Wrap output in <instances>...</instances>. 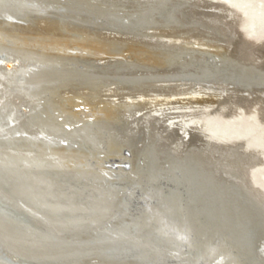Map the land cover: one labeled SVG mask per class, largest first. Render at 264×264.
Masks as SVG:
<instances>
[{
  "label": "bare ground",
  "instance_id": "1",
  "mask_svg": "<svg viewBox=\"0 0 264 264\" xmlns=\"http://www.w3.org/2000/svg\"><path fill=\"white\" fill-rule=\"evenodd\" d=\"M226 1L208 3L213 10L201 16L206 0H0V217L21 227L25 237L0 235V257L16 264H76L84 254L100 252L96 264H264L252 241L262 239L264 250V182L257 180L264 170V122L256 114L240 115L242 104L229 115L230 104L212 113H181L163 129L161 114L141 118L140 131L128 120L140 106L134 98L155 91L156 81H214L235 74L252 90V80L264 84L259 44L249 43L242 31L259 27L264 38V6ZM239 10L246 18L241 29L234 14ZM50 16L64 30L77 27L75 22L124 29L195 23L226 41L239 31V56L211 45L196 47L202 42L191 36L154 52L166 58L154 61L176 72L117 75L128 92L122 101H104L106 81L60 45L76 41L82 51L124 53L110 51L87 28L71 40L34 36L36 23ZM46 41L55 42L53 50L43 48ZM150 49L139 46L132 53ZM192 129L207 136L209 147L195 142L181 148ZM177 131L180 139L173 137ZM115 209L120 213L112 214ZM72 224L79 226L67 230ZM37 249L41 255L32 253Z\"/></svg>",
  "mask_w": 264,
  "mask_h": 264
},
{
  "label": "rangeland",
  "instance_id": "2",
  "mask_svg": "<svg viewBox=\"0 0 264 264\" xmlns=\"http://www.w3.org/2000/svg\"><path fill=\"white\" fill-rule=\"evenodd\" d=\"M220 1H226V0H215V1L206 0L204 4L199 6V9H200L199 14L201 16L202 14L203 15H206L208 13L210 14L211 13L210 10L212 8L210 9L209 6L220 5L219 4ZM208 3L209 4L211 3V5H209ZM254 3L255 5L259 7L264 6V0H254ZM123 10H126V8L125 9L123 8ZM217 13L219 15H222V12L218 11ZM234 14L240 16L241 18L239 27H238V29H241L243 24L245 23L246 18L245 16L241 14L240 10L235 11ZM224 19L228 23V20L230 18L224 17ZM53 21L54 20L52 19L51 16L49 18L41 19L40 22L36 23L38 27L40 28L33 35L41 36L43 38L44 37L45 38L54 37L56 39L64 38V39L71 40L72 38L74 39L75 37H77L78 34L79 35L82 34L81 30H86L84 28H87V26L84 27L85 25L83 26L81 24H78L79 22H75L76 23L75 26L77 27L71 26L69 30L58 29L54 25L55 23ZM46 24L49 26H47ZM194 24H190V23L183 24V25L179 24L177 27H172L169 25H164L163 23L155 24L157 26L150 23L146 27H135L134 29L132 28L124 29L120 26L105 24L103 26H91L87 28L89 29L88 30L89 34L95 37L99 42H103V44L111 48L110 51L112 52L122 51L124 54H113V53L104 54L103 52H101L100 54L99 52L91 53L88 50L82 51L81 49H78V46L80 45L77 44L76 41L68 42L67 44L64 43L65 42L64 41L60 45V47L63 49L64 54H68L72 56L75 55L76 57H79V59L78 58L77 59L78 61H80V63H85V64L88 63L90 65L88 71L93 74L99 75L100 77H102V80L106 81L108 85L105 87L104 90L101 91L102 92L101 100L119 102V101L124 100V94L128 91L125 88H123L122 84H120L119 82L118 83L116 82L115 76L124 75L127 73L128 74L141 73V74L146 75V74H154V73L156 74V73L164 72V71H170L171 73L176 72L177 68L164 66V63L161 64L159 62L154 61V60L159 61L160 59H166L163 57L164 54L162 55V53H154V52H157L159 49H162V48H169V47L174 48L176 46L175 45L176 43H181L182 41L189 40L188 38H190L191 36H194L192 37L193 39L196 38V39H199L200 42H202V43L194 44V46L196 47L205 48L206 46L211 45V47H217L220 51L225 50L226 54H229L235 57L239 56V54L236 53V47L238 44L237 36H240V35H236V37L234 36L231 41H226L224 38V35L220 34V35H217V37L215 38L213 35L209 34V32L206 31L207 29H205V27L198 26V25L196 26ZM30 25L33 26L34 24L30 23ZM242 31L244 32V37L247 40H249V43L252 42L251 44H254V45L259 44V46L256 47V52L258 55L263 56L264 58V44L263 45L261 44L264 42V38L263 37L261 38V35H262L261 28L255 27L254 31H251V32L249 31V29L248 30L243 29ZM187 32H188L187 36L180 35V34H187ZM238 33L240 34L241 32L238 31L236 34ZM166 35L169 38H173L172 41H168L169 39L168 37L163 40V37ZM70 36H73V37H70ZM218 37H220V39H217ZM81 38H84V37H81ZM53 44H55V42L46 41L44 42L43 48L45 49L48 48V49L53 50L54 49ZM146 45L152 46V49L146 50L147 52L143 50L137 51L139 52L138 56L132 53L133 49H136L139 46H146ZM147 54L153 55L155 59L150 60V59L145 58L144 56ZM128 65H133V66L127 67ZM149 81L150 80H148L146 83H149ZM154 88H157V89H155V91H152V92L151 91L146 92L147 94L145 98L142 99L139 97L138 99L134 98L133 100L134 104L139 103L140 106L137 108L136 112L134 113L132 117H128V120L129 122H133L134 120L136 121V122H133L131 126L134 128H138V131H140L141 128L144 127V125L139 120L143 118L144 116H146L147 114H151L153 118H158L159 116L157 115L161 114L162 123L159 124V126L161 129H163V124L167 123L165 122L166 120L172 117L181 116V113L186 114V115L188 114V117L195 116L196 113L200 114L199 112H202V111H208L212 113V112L217 111L219 107H221L224 104H230V107L225 112L226 115L231 114L233 112V108H235L236 106H240L242 104L241 107H243L245 110L243 109L238 110V113L240 115L245 116L248 114H256V116H258V119L262 123L264 122V108H263L264 107V90H261V89L260 90L254 89L252 91L251 89H242L240 87L237 88L233 84H229L226 82L225 83L218 82L217 80L216 81H203V80H190L188 78H183V79L175 78V79L170 80L169 82L156 81V87ZM164 88H168V90L174 89L175 92H173L172 94L165 93ZM213 100L215 101L213 102ZM246 100L249 103L251 102V104L249 103L247 104ZM79 101L82 102V99H80ZM258 101H260L261 103H257ZM237 102H239L240 104ZM217 104H219L220 106ZM254 104L255 106L258 107V108L256 107L257 109L255 107L250 108ZM194 106L195 108H193ZM138 109H140V111H138ZM72 126L68 125L67 128L73 129L76 127L75 125H72ZM164 134L166 135V132ZM179 135H180L179 133L178 134L175 133L173 134V137L180 139ZM195 142H197V145L200 146L201 148L203 141L199 140V138H197V136L195 135L187 136V138L185 137L181 138L180 143H182L181 144L182 146L181 145L180 146L182 149H187L190 146H192ZM126 153L129 154V152H126ZM257 176H258L257 177L258 181L264 182V170H262ZM118 184L121 185L122 182L119 181ZM128 202H130V200H128ZM118 206L120 207V205ZM120 208H122L123 210L128 209V205H126V208H123V207H120ZM117 213L119 214L120 211L115 209L112 214H117ZM118 219L119 217L113 218L112 222H116ZM104 223H106V220L102 221L101 225ZM76 226H79V225L72 224L71 226L68 227L67 230H73L75 229L74 227ZM84 233L85 232H82V234ZM65 235L70 236L71 234L67 232L65 233ZM101 241L102 242H99V244L104 245L103 244L104 241L103 240ZM260 245H263L262 242ZM258 251L259 252H256V255L260 254V249ZM100 254H101L100 252L98 253L89 252L87 254H84L80 258V260H78L76 264H94V263L96 264L98 262L97 260Z\"/></svg>",
  "mask_w": 264,
  "mask_h": 264
},
{
  "label": "water",
  "instance_id": "3",
  "mask_svg": "<svg viewBox=\"0 0 264 264\" xmlns=\"http://www.w3.org/2000/svg\"><path fill=\"white\" fill-rule=\"evenodd\" d=\"M220 6V5H219ZM239 35H241V34H239ZM237 72V71H236ZM238 74H240V72H237ZM253 79H256V76H254V78ZM225 80V81H224ZM214 81H216V80H214ZM217 81L218 82H226V83H229V84H233L234 86H236L237 88L238 87H240V88H242V89H248L249 87L248 86H246L245 85V83L243 82V78L241 77V75L239 76V75H235V74H228V75H226V78L225 79H217ZM259 80H252V85H255L254 86V88H253V90L256 88V89H258V90H263L260 86L262 85V86H264V84H260V85H258V82ZM248 87V88H247ZM250 89V88H249ZM252 90V89H251ZM252 90V91H253ZM177 133H181L180 131H177ZM189 135H195V136H197V138H199V139H201L202 141H203V144H204V146H208V142H207V136L204 134V133H202V132H200V131H197V130H191V132H190V134ZM183 137H185V138H187V136L184 134V136ZM242 144V143H241ZM241 144H239V145H241ZM214 145H216V147L218 148V149H221L222 148V146H220V145H217V144H214ZM209 147V146H208ZM240 148H242V147H238V150L240 149ZM221 151V150H220ZM217 156H219V153H217L216 154ZM2 188V187H1ZM3 189V188H2ZM7 192V191H6ZM3 194L5 193V189H3V192H2ZM21 206H23V202H21V201H17ZM1 208H0V214H2L3 215V213L1 212ZM5 217V216H4ZM69 217H71L70 215H69ZM69 217H67V219H69ZM62 218H65V216H62L60 219H62ZM73 218V217H72ZM6 218H2V217H0V235L1 236H3V237H5V239L7 240V238H6V236L7 237H11V238H14V239H19L18 237V235H20L21 237H23L20 233H18L21 229V227H19L18 225H17V227H11L9 224H12L11 222H8V219H6ZM1 225H3V228L5 229V228H8V229H10V233L9 234H5V231H4V229L2 228V226ZM20 229V230H19ZM22 231V230H21ZM20 231V232H21ZM23 239H25V237H23ZM4 241V240H3ZM27 241V240H26ZM249 241H251V240H249ZM252 241H255V242H253V244H254V246H255V248H256V251L257 252H259L258 250L260 249V254L258 255L261 259H264V250H263V247H261V248H259V244H261V241H262V239H258V240H256V238L254 239V237H253V240ZM256 242H258V243H256ZM9 246L8 247H10V248H12V246L10 245V244H8ZM28 250V249H27ZM30 251H32V250H30ZM28 252V251H27ZM42 251H41V249H37L36 250V252L35 251H32V253H34L35 255H41L42 253H41ZM28 254H31L30 252H28ZM2 258V259H1ZM0 264H16V263H13V260L12 259H10V258H8V257H6V256H4V257H0Z\"/></svg>",
  "mask_w": 264,
  "mask_h": 264
}]
</instances>
